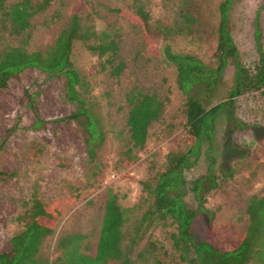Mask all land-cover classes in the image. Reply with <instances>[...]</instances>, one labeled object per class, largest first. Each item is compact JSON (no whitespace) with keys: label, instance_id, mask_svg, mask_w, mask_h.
<instances>
[{"label":"rangeland","instance_id":"obj_1","mask_svg":"<svg viewBox=\"0 0 264 264\" xmlns=\"http://www.w3.org/2000/svg\"><path fill=\"white\" fill-rule=\"evenodd\" d=\"M9 1L13 0L4 2ZM179 1L52 0L29 17L25 43L28 50H43L51 44L71 15L79 18L81 31H105L118 47L112 57H98L88 48L93 36L85 41L74 39L70 47L69 61L82 77L77 92L103 132L91 159L85 146L83 116L52 121L76 110V104L66 97L61 75L25 68L0 89V252L9 250L10 238L30 220L28 212L35 201L42 204L43 211L54 209L58 213L53 232L43 238L40 246L39 257L47 262L61 256L59 240L66 242L65 264L96 262V242L108 191L121 207L129 208V227L138 219L147 203L141 183L152 179L168 151H183L187 146L182 136L184 97L176 88L175 70L165 59L163 49L169 46L176 53L212 61L216 6L221 0H194L200 14L196 31L163 37L157 22L172 25ZM263 1L234 0L229 12L233 41L240 60L248 67L257 60L253 18ZM139 9L147 13L145 22L133 14ZM259 10V40L264 51V8ZM8 29L0 25V45L17 43L18 37ZM118 62L122 68L115 74L111 68ZM231 83L232 70L227 67L210 93L199 85L192 94L213 104L225 98ZM128 92L153 94L162 102L159 119L149 123L145 144L132 150V159L126 157L131 143L125 123ZM233 113L240 121L256 127L236 131L229 137L224 133L223 120L216 122L211 151L215 157L213 170L216 173L229 163L233 172L206 195L204 206L212 212L210 224L201 214L195 219L196 237L222 250L232 249L245 229L248 220L244 208L249 196H264V98L257 91L238 96ZM36 119L44 123L33 127ZM229 140L244 146L246 155L237 158L244 150L231 148ZM206 165L200 156L187 178L202 173ZM185 200L191 206L195 204L190 195ZM173 231L169 222L152 224L133 243L131 258H136L137 252L151 241L161 264H189L170 245L169 234ZM136 261L150 264L151 258L144 254Z\"/></svg>","mask_w":264,"mask_h":264},{"label":"trees","instance_id":"obj_2","mask_svg":"<svg viewBox=\"0 0 264 264\" xmlns=\"http://www.w3.org/2000/svg\"><path fill=\"white\" fill-rule=\"evenodd\" d=\"M4 1L0 0V25L8 27V33L18 38L15 45H0V89L7 85L10 78L18 77L25 68L33 67L45 73L61 75L66 97L76 104V110L52 121H68L83 116L85 119L83 125L87 131L85 146L91 159L95 146L103 138V132L98 128V121L87 108L85 100L77 92L76 87L81 85L82 77L69 61L70 47L74 39L85 41L93 36V44L88 48L98 57L106 54L112 57L118 47L117 42L105 31L98 34L92 29L81 31L79 18L71 15L51 44L43 50H28L25 46L29 36L28 19L44 9L52 0ZM233 2L234 0H221L216 6V36L211 62H203L189 53H176L169 46L163 49L165 59L174 67L176 88L184 97L182 136L187 146L183 151H168L152 179L141 183L147 203L130 227L126 223V211L129 208L121 207L115 195L107 192L94 254L96 262L92 264H107L112 261L119 264H138L136 260L144 254L150 256V264H161L156 258L157 253L154 252L157 247L151 241H147L145 249L137 252L136 258L130 256L131 247L136 239L141 237L143 230L156 222H169L174 227V231L169 234L170 245L178 252L179 258L189 264H264L262 195L249 196L244 208L248 222L232 249L222 250L198 239L195 235V219L199 214L205 217L207 225L212 219V212L204 206L206 195L217 189L233 172L229 163L224 167L220 166L216 173L213 170L215 157L211 155V151L215 140L216 122L223 120L224 133L229 137L236 131L253 129L256 126L244 123L234 116V99L255 91L264 98V51L259 40L258 23L259 9L264 8V1L256 9L253 18L257 60L252 67L242 63L233 41L229 15ZM110 10L121 12L118 8ZM133 14L139 16L141 22L147 19V13L142 9ZM199 15L194 0H180L173 24L167 26L163 22H157V28L163 37L173 34L191 35L196 31L195 25L199 24ZM227 67L232 70V83L224 99L211 104L204 98L192 94L193 89L199 85L210 93ZM121 68L122 63L118 62L111 69L117 74ZM125 101V123L131 141L126 149V157L132 159L135 157L134 154H130L133 153L132 150L141 149L145 144L149 123L159 119L162 102L153 94L140 92L134 94L128 92L125 94ZM43 123V120L36 119L32 126L38 127ZM228 144L235 150L245 149L231 140ZM245 151L239 153L237 158L244 157ZM200 156L207 161L204 171L196 177L187 178ZM187 195L194 200L193 206L185 200ZM28 214L30 220L23 230L10 238L9 250L0 252V264H65L67 250H64L66 242L62 240L57 243V247L61 248V256H56L48 262L39 257L43 238L53 232V221L58 214L56 210L43 211L42 204L35 201ZM78 259L81 263L82 259L79 257Z\"/></svg>","mask_w":264,"mask_h":264}]
</instances>
